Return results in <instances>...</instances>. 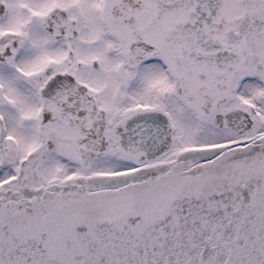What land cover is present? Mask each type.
I'll return each instance as SVG.
<instances>
[{
	"label": "snow or ice",
	"instance_id": "1",
	"mask_svg": "<svg viewBox=\"0 0 264 264\" xmlns=\"http://www.w3.org/2000/svg\"><path fill=\"white\" fill-rule=\"evenodd\" d=\"M0 264H264V0H0Z\"/></svg>",
	"mask_w": 264,
	"mask_h": 264
}]
</instances>
